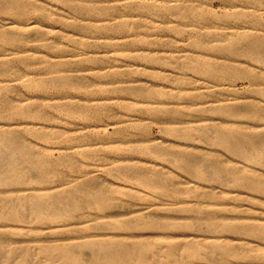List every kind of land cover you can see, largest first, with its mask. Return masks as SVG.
<instances>
[{
    "label": "rangeland",
    "instance_id": "374dc122",
    "mask_svg": "<svg viewBox=\"0 0 264 264\" xmlns=\"http://www.w3.org/2000/svg\"><path fill=\"white\" fill-rule=\"evenodd\" d=\"M1 21L0 134L47 171L5 174L0 264H70L54 246L80 264H264V53L246 42L264 52V0H0ZM48 192L49 217L3 219Z\"/></svg>",
    "mask_w": 264,
    "mask_h": 264
},
{
    "label": "bare ground",
    "instance_id": "6f19581e",
    "mask_svg": "<svg viewBox=\"0 0 264 264\" xmlns=\"http://www.w3.org/2000/svg\"><path fill=\"white\" fill-rule=\"evenodd\" d=\"M11 8V7H10ZM16 8V7H15ZM12 10V9H10ZM3 20V19H2ZM6 20V19H5ZM8 20V19H7ZM10 21V19H9ZM7 21V22H9ZM5 22V24L7 23ZM0 23H3L2 21ZM11 24V23H9ZM2 26V25H1ZM6 26V25H4ZM10 32L8 31H1L0 32V39L1 40H7L9 39V34ZM242 39H236L233 41V44L235 46L241 45L242 43ZM249 44V52L251 54H253V56L259 57V58H263V53L262 52V45L261 42H263V39L260 37H249L248 40L246 41ZM187 60V59H186ZM201 62V61H200ZM204 63V62H203ZM206 71L208 70H212V66L208 63L206 65H204L203 67ZM3 70L2 66H0V71ZM249 109V108H248ZM247 109V111H248ZM175 120V119H174ZM213 120V119H212ZM174 123V122H173ZM177 123V122H176ZM229 123V122H228ZM235 123V122H234ZM238 123V122H237ZM230 124V123H229ZM241 124V123H240ZM11 125V124H10ZM13 125V124H12ZM244 126V125H243ZM212 130V129H211ZM221 130V129H220ZM230 131V130H229ZM233 131V130H232ZM181 132V131H180ZM207 132V131H206ZM227 132V131H226ZM221 133V132H220ZM225 133V132H224ZM231 134V133H230ZM9 135L7 133H3L0 134V184L4 183V181H6V179L9 177L5 176V174L7 175H12L17 173H21L23 175V178H28L31 174V172L35 171V172H41L43 174L46 173L47 171V166L46 163L42 160H37L32 158L30 155L28 154H24L22 156L19 155V151L17 150L16 146L14 145L13 141L9 140ZM208 136V135H207ZM206 137V136H205ZM235 139H230L229 137L222 136L219 141L230 151H235L237 150V143H238V138H239V134H236L234 136ZM242 140V139H241ZM246 143L250 146L253 145L254 141L251 138H246ZM244 144V143H243ZM7 146L8 149L10 150L9 155H5L4 154V147ZM248 148V147H247ZM254 152V151H253ZM254 157V155H253ZM170 159V158H169ZM181 164V163H179ZM189 165V164H188ZM184 166V165H183ZM219 169V168H218ZM187 170V169H186ZM214 173V172H213ZM210 174V173H209ZM215 174V173H214ZM35 175V174H34ZM224 178V177H223ZM216 179V176H215ZM214 179V180H215ZM11 181V180H10ZM10 183V182H7ZM165 189V188H164ZM30 190V189H29ZM28 190V191H29ZM36 191V190H35ZM40 191V190H39ZM11 192V191H10ZM60 192H48V193H44V194H35L33 198H31L30 200L28 198V196H22L20 197V203L18 205L15 204H11L8 202V208L7 211L4 212V216L3 219H8L10 218V216H19L21 214V208H28L29 212L35 217L36 220L40 221L43 220L48 216L47 211L44 207V202L43 199L48 200L53 202L58 196H59ZM62 197H60L59 199H67L65 198L66 196H64V194H61ZM69 199V198H68ZM13 200V199H12ZM66 201V200H65ZM72 201V200H71ZM76 201V200H75ZM176 203V202H175ZM194 203V202H193ZM186 204V203H185ZM76 208V207H75ZM77 209V208H76ZM51 214V213H50ZM64 215V214H63ZM27 216V215H26ZM57 216V215H56ZM57 218V217H56ZM24 220V219H23ZM76 223V222H75ZM184 224V223H183ZM73 225V224H72ZM179 225V224H178ZM207 226V225H205ZM209 226V225H208ZM3 227V226H2ZM10 227V226H9ZM66 227V226H65ZM190 227V226H189ZM6 228V227H5ZM57 228V227H56ZM63 228V227H62ZM217 228V227H216ZM25 229V228H24ZM28 229V228H27ZM32 229V228H29ZM42 229V228H41ZM40 229V230H41ZM47 229V228H46ZM5 230V229H4ZM206 230V228H205ZM209 230V229H208ZM43 231V230H42ZM47 231V230H46ZM244 232V230H243ZM245 233V232H244ZM243 233V234H244ZM1 234V233H0ZM48 234V233H47ZM242 234V235H243ZM36 235V234H35ZM54 237V236H53ZM217 237V236H215ZM194 238V237H193ZM220 238V237H219ZM192 239V238H191ZM210 239V238H208ZM215 239V238H214ZM224 239V238H223ZM221 239V240H223ZM234 239V238H233ZM52 240V239H51ZM60 240V239H59ZM117 240V239H116ZM213 240V238H212ZM216 240V239H215ZM8 241V240H7ZM45 241V240H43ZM236 241V240H235ZM243 241V240H242ZM13 242V241H11ZM39 242V241H38ZM141 243V242H140ZM196 243V242H195ZM225 243V242H223ZM88 244L91 245H97L100 244V242H88ZM113 244H115L116 248L118 249L119 252L123 253L126 255V258L128 260L132 259V257L135 255V252L138 251L137 245H132V246H128V245H122L120 243L117 242H113ZM129 244V243H128ZM42 245V244H41ZM72 246V245H71ZM145 246V245H144ZM172 246V245H171ZM203 246V245H202ZM147 247V246H145ZM174 248V247H173ZM141 249V248H140ZM148 249V248H147ZM103 250V249H102ZM186 250L193 251L194 255H199L201 253V249L197 246H191V244H189L186 247ZM117 251V250H116ZM142 251H144V249H142ZM112 252V251H111ZM42 253L44 255H46V257L48 258V262H52L53 258L56 256L60 257L61 259H63L64 261L70 263V264H80L81 263V257L79 256V254H77L76 249L74 247H66V248H60V247H43L42 248ZM110 253V252H109ZM144 253V252H143ZM192 253V252H191ZM83 255V254H81ZM85 255V254H84ZM156 257V256H155ZM170 259H172L170 257ZM206 259V258H205ZM95 262H103V261H114L117 260L115 259V257L113 256H106V257H102L99 253H96L95 255ZM119 260V259H118ZM117 260V261H118ZM126 260V259H125ZM142 261L144 262V259H142ZM222 261V260H221ZM156 262V261H155ZM209 262V261H208ZM218 263V262H217ZM221 263V262H220ZM164 264V262H163Z\"/></svg>",
    "mask_w": 264,
    "mask_h": 264
}]
</instances>
